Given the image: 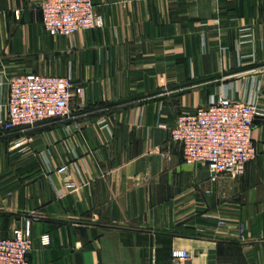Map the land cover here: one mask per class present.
I'll return each instance as SVG.
<instances>
[{
  "label": "crops",
  "instance_id": "0c3cea01",
  "mask_svg": "<svg viewBox=\"0 0 264 264\" xmlns=\"http://www.w3.org/2000/svg\"><path fill=\"white\" fill-rule=\"evenodd\" d=\"M40 1L0 0V236L32 216L29 264H264V113L216 179L169 132L220 94L263 110L264 0H93L103 26L70 36ZM26 72L70 75L69 117L5 128Z\"/></svg>",
  "mask_w": 264,
  "mask_h": 264
},
{
  "label": "built area",
  "instance_id": "2783aa9c",
  "mask_svg": "<svg viewBox=\"0 0 264 264\" xmlns=\"http://www.w3.org/2000/svg\"><path fill=\"white\" fill-rule=\"evenodd\" d=\"M39 8L44 29L53 36H70L104 23L93 0H41ZM8 85L5 128L70 116L73 86L69 74L18 73L9 77ZM263 113L256 101L220 94L206 105L180 111L169 128L170 138L180 146L185 163L207 164L212 179L223 173L236 174L256 157L252 131L256 117ZM66 169L63 165L59 171ZM32 219L26 217L24 226L14 227L10 236H0V264H29ZM43 239L47 241V236ZM171 258L174 264H191L192 253L173 248Z\"/></svg>",
  "mask_w": 264,
  "mask_h": 264
}]
</instances>
